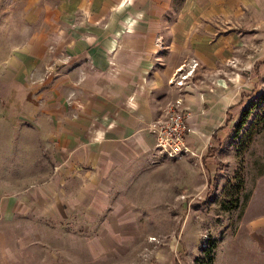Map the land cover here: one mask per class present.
Returning a JSON list of instances; mask_svg holds the SVG:
<instances>
[{"label": "crops", "instance_id": "1", "mask_svg": "<svg viewBox=\"0 0 264 264\" xmlns=\"http://www.w3.org/2000/svg\"><path fill=\"white\" fill-rule=\"evenodd\" d=\"M173 1L32 0L26 5L23 43L11 39V50L0 57V123L10 124L4 139L12 142L0 156L10 154L14 169L24 159L27 166V174L17 176L18 182L27 176L25 186H14L1 198L4 212L33 203L34 123L40 114L56 126L55 171L63 175L59 187L64 188L56 201L47 196L46 204H54L61 217L72 210L91 223L102 217V230L86 237L93 257L147 234L137 220L143 214L157 218L148 210L162 200V191L178 200L179 159L161 154L150 125L180 100L193 114L189 146L209 155L233 123L228 113L242 108L244 91L254 89L255 95L264 89V63H259L264 0H184L176 10ZM218 27L225 31L217 32ZM194 60L199 71L182 85L171 82L179 66H186L185 73ZM245 68L251 71L247 79ZM68 180L77 184L71 196L64 187ZM153 187L157 191L148 192ZM105 189L115 190L114 198L104 200L114 206L102 216L98 205ZM252 198L243 222L264 256V200L250 210ZM33 252L34 245H18L11 262L35 264ZM47 260L38 263L51 264Z\"/></svg>", "mask_w": 264, "mask_h": 264}, {"label": "rangeland", "instance_id": "2", "mask_svg": "<svg viewBox=\"0 0 264 264\" xmlns=\"http://www.w3.org/2000/svg\"><path fill=\"white\" fill-rule=\"evenodd\" d=\"M30 2L32 0H0V57L11 50V39L22 45L27 30L26 5ZM183 2L174 0L175 10ZM174 16L175 13H172L171 19ZM250 30L244 28L247 34ZM219 31L225 29L218 27ZM184 67L182 65L176 79H182ZM199 68H202L201 65L192 61L190 70L199 71ZM197 71L194 80L199 83L201 77ZM194 73L195 70L191 74ZM249 74L250 69L245 68L246 79ZM261 80L264 82V77ZM173 83L177 84V81ZM254 93V89L244 91L242 108L228 113L233 123L214 141V146L209 147L208 156L179 159L178 200L172 201L167 197L168 192L160 191L159 196H162L159 199L162 200L149 206L151 210H148L149 216L154 211L157 218H147L148 214H143L144 218L137 220L147 234L134 236L132 241L125 240L111 252L94 257L85 247L86 237L92 231L102 230V217L91 223L86 215L80 216L75 210L61 217L55 214L54 204H46L47 196L51 195L52 201H56L61 190L64 194V188L59 187L63 175L55 171L59 158L58 143L53 135L56 126L40 114L34 123V181L29 189L33 203L18 206L12 214L3 211L1 198L14 192V186L22 187L27 183V176L17 181L18 174L22 177L27 174L26 159L14 169L10 154L0 156V264H26L11 262L18 245H34V252L29 254L33 255L35 264H41L38 261L48 258H51L47 260L52 261L51 264H210L204 256L203 246L212 240L216 242L213 264H264V256L258 255L257 242L243 222V213L251 196L250 210L264 200V123L261 119L264 101L256 100L244 126L241 129L236 126L245 107L260 94ZM261 93L264 94V89ZM9 131L10 124L0 123V149L10 150L12 142L4 139ZM48 135L52 138H47ZM241 180L243 188L238 191L237 184ZM50 184L57 187L50 188ZM76 185L70 180L64 183L69 196L73 195ZM147 185L154 186V180H149ZM155 191L154 187L148 190L151 193ZM103 193L106 196H101L103 203L98 207L105 216L114 205L104 200L114 198L115 190L105 189ZM237 199L238 208L224 205H234ZM81 231L85 233L80 234Z\"/></svg>", "mask_w": 264, "mask_h": 264}, {"label": "built area", "instance_id": "3", "mask_svg": "<svg viewBox=\"0 0 264 264\" xmlns=\"http://www.w3.org/2000/svg\"><path fill=\"white\" fill-rule=\"evenodd\" d=\"M181 69L182 66H179L171 82L177 81V84H182L185 80L184 77H188L192 72L188 70V73L182 74V79H176L177 73ZM180 104V100L170 104L164 118L157 119L150 125V130L155 135L158 150L162 154L175 159L198 155L187 142V136L193 131V125L191 124L193 114L191 110L182 107Z\"/></svg>", "mask_w": 264, "mask_h": 264}, {"label": "trees", "instance_id": "4", "mask_svg": "<svg viewBox=\"0 0 264 264\" xmlns=\"http://www.w3.org/2000/svg\"><path fill=\"white\" fill-rule=\"evenodd\" d=\"M260 64L261 63H264V61H260L259 62ZM264 101V94L263 93H260L259 95L256 96V99H253L252 102H250L249 105H247L242 113V116L241 118L238 120L236 126L238 127V129H241L244 124L246 123L250 113H251V110L253 107H255V103H257V101ZM261 119H262V122L264 123V108H263V112H262V116H261ZM241 182V184H240ZM237 185V188H238V191H240L242 188H243V182L242 180L240 181ZM224 205L227 207V208H233V207H236L238 208L239 207V202H238V199L237 201L235 202L234 205L232 204H227V203H224ZM210 240V239H208ZM216 246V242L214 240L206 243L204 246H203V251H204V256L207 257V259L209 260L210 264H213L214 262V248ZM204 258V257H203ZM205 264V263H203Z\"/></svg>", "mask_w": 264, "mask_h": 264}]
</instances>
